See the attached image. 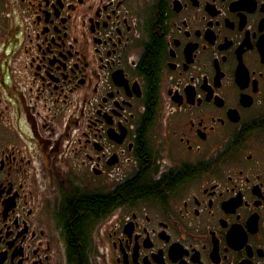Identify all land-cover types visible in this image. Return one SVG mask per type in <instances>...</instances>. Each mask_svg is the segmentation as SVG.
Returning a JSON list of instances; mask_svg holds the SVG:
<instances>
[{"label":"flooded vegetation","instance_id":"obj_1","mask_svg":"<svg viewBox=\"0 0 264 264\" xmlns=\"http://www.w3.org/2000/svg\"><path fill=\"white\" fill-rule=\"evenodd\" d=\"M0 264H264V0H0Z\"/></svg>","mask_w":264,"mask_h":264}]
</instances>
